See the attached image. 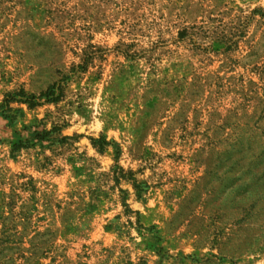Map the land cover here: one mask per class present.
<instances>
[{
    "label": "rangeland",
    "instance_id": "374dc122",
    "mask_svg": "<svg viewBox=\"0 0 264 264\" xmlns=\"http://www.w3.org/2000/svg\"><path fill=\"white\" fill-rule=\"evenodd\" d=\"M0 264H264V0H0Z\"/></svg>",
    "mask_w": 264,
    "mask_h": 264
},
{
    "label": "trees",
    "instance_id": "16d2710c",
    "mask_svg": "<svg viewBox=\"0 0 264 264\" xmlns=\"http://www.w3.org/2000/svg\"><path fill=\"white\" fill-rule=\"evenodd\" d=\"M49 94H44V95H42V96H48ZM93 141V143H94V145H97V144H99L100 146H103V145H108V143L107 142H102V141H96V140H92ZM101 143V144H100ZM14 148H17V145H15L14 146Z\"/></svg>",
    "mask_w": 264,
    "mask_h": 264
}]
</instances>
